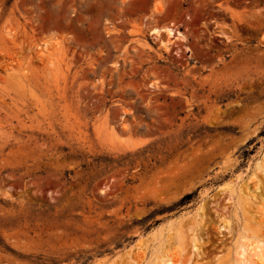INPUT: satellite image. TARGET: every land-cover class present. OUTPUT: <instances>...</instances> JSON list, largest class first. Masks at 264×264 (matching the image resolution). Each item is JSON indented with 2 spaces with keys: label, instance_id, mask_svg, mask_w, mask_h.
<instances>
[{
  "label": "rangeland",
  "instance_id": "rangeland-1",
  "mask_svg": "<svg viewBox=\"0 0 264 264\" xmlns=\"http://www.w3.org/2000/svg\"><path fill=\"white\" fill-rule=\"evenodd\" d=\"M263 151L264 0H0V264H187L190 221L148 234L201 204L192 264H233Z\"/></svg>",
  "mask_w": 264,
  "mask_h": 264
},
{
  "label": "bare ground",
  "instance_id": "bare-ground-1",
  "mask_svg": "<svg viewBox=\"0 0 264 264\" xmlns=\"http://www.w3.org/2000/svg\"><path fill=\"white\" fill-rule=\"evenodd\" d=\"M108 25H111L110 23H106ZM154 36V39L158 43V48H160L165 54H169L173 47L177 48L176 53L180 51V45L176 43V41L180 40L184 42L186 40L185 36L180 32L171 27L169 25L168 27L163 28H154L149 31ZM50 46L51 44L46 42L41 46V54L46 56V53H50ZM134 51V50H133ZM184 52V51H183ZM129 52L127 51L124 53V55H127ZM179 57V56H178ZM52 62H49V65H51ZM115 68H117L118 64H114ZM157 82H149L147 85L150 87L156 88ZM111 132L112 134L116 135L115 129L113 126H111ZM250 175L248 180L252 179L257 172H261L264 174V151L261 155V157L256 160L254 165L251 167ZM242 181V177L238 176L235 181ZM247 180V181H248ZM235 181H230L221 188V192L225 195H227L228 201H231L232 199L236 198L237 204L244 209L243 213L247 214V210L253 209V215L252 219L254 217H258L260 219V222L264 223V193L262 196L257 197L256 193H258L259 188L257 187L254 192H250L248 189L245 191H242L240 187L235 183ZM220 189V188H219ZM264 192V190H263ZM203 205L201 204L198 208L195 209L194 212H184L180 214L178 217L168 220L166 223L162 224L158 228L152 230L148 236L152 237L153 239H158L157 237H160L165 231H176L182 227V225L185 222L190 221L191 227L189 229L191 233V239H190V259L187 261V264H192V258H196L197 260L201 258V243L198 238V230L201 226V222L203 220ZM218 229L227 230L228 232H231L230 223L226 220L221 221V226H219ZM146 239V237H145ZM143 240V239H142ZM244 243H238L236 247L235 252V260L232 262L233 264H264V234L263 236H253L252 238H245ZM138 243V242H136ZM140 243V242H139ZM142 243V242H141ZM144 246V245H143ZM141 245L135 244L131 246L127 250L126 257L130 260V256L132 255V252L134 250H140ZM122 256V255H121ZM248 257V259H247ZM123 258H120V256H117L116 258L112 259V262L110 264H113L116 260H120ZM254 260V261H253ZM122 261V260H121ZM120 263V262H119ZM104 264H107V262ZM154 264H181L180 262H175L173 259L166 254L162 253L158 254L156 256V261ZM197 264H201L198 263ZM216 264H220V258L217 257Z\"/></svg>",
  "mask_w": 264,
  "mask_h": 264
},
{
  "label": "trees",
  "instance_id": "trees-1",
  "mask_svg": "<svg viewBox=\"0 0 264 264\" xmlns=\"http://www.w3.org/2000/svg\"><path fill=\"white\" fill-rule=\"evenodd\" d=\"M186 199H188V196L184 197V198L181 200V203L184 202Z\"/></svg>",
  "mask_w": 264,
  "mask_h": 264
},
{
  "label": "snow or ice",
  "instance_id": "snow-or-ice-1",
  "mask_svg": "<svg viewBox=\"0 0 264 264\" xmlns=\"http://www.w3.org/2000/svg\"><path fill=\"white\" fill-rule=\"evenodd\" d=\"M159 6V5H158Z\"/></svg>",
  "mask_w": 264,
  "mask_h": 264
}]
</instances>
